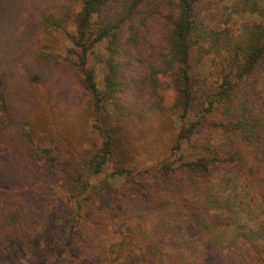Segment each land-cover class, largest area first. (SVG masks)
Segmentation results:
<instances>
[{
	"label": "trees",
	"instance_id": "1",
	"mask_svg": "<svg viewBox=\"0 0 264 264\" xmlns=\"http://www.w3.org/2000/svg\"><path fill=\"white\" fill-rule=\"evenodd\" d=\"M20 1L35 4L31 19L40 37L32 51V64L24 74L15 72L13 76L12 57L4 50L0 31V144L12 152L15 163L24 164L26 182L34 177L30 159L38 148L24 130L27 110L16 111L19 105L14 103V87L19 81L28 86L42 81L35 64L58 61L64 37L67 53L77 61L74 66L81 73L88 108L98 113V119L101 110L109 108L119 121L141 120L153 113L167 123L170 114L181 123L171 138L175 153L182 151L201 127L218 129L224 136L218 142L206 140L199 146L200 153L179 157L178 164L168 157L147 168V176L153 180H145L148 200L135 196L138 207L174 204L199 219L201 212L211 207L212 176L219 168L233 169L236 178L257 185L264 201V0H237L230 6L223 0ZM237 14L253 18L239 20ZM145 42L148 50L141 56L138 52ZM102 43L106 71L101 90L88 63ZM132 88L135 100L126 102ZM105 131L109 132L108 127ZM113 148L112 136L107 134L84 162L88 176L103 171L112 160ZM129 173L130 169L117 166L112 175ZM45 199L47 219L55 209V199L48 190ZM6 203L9 215L0 222V252L6 245L29 238L42 225L30 227L25 207L14 195L6 198ZM86 236L85 248L101 257L103 244L98 234ZM68 239L64 232L52 242L46 264L59 261ZM162 249L161 242L150 237L144 242L143 253H160ZM254 255L257 264H264V248L255 249Z\"/></svg>",
	"mask_w": 264,
	"mask_h": 264
},
{
	"label": "rangeland",
	"instance_id": "2",
	"mask_svg": "<svg viewBox=\"0 0 264 264\" xmlns=\"http://www.w3.org/2000/svg\"><path fill=\"white\" fill-rule=\"evenodd\" d=\"M234 1L223 0L229 6ZM34 8L35 4L20 0L0 3L2 43L11 54L13 76L15 72L24 74L33 61L32 51L40 37L31 19ZM235 17L253 18L250 14ZM146 43L138 52L141 56L148 50ZM67 44L63 37L58 61L35 64L42 81L30 86L21 81L14 84L16 111L27 110L24 130L38 148L30 159L36 171L26 182L24 164L15 163L12 152L0 144V222L9 215L6 198L14 195L25 207L30 227L42 225L29 238L4 246L0 264H46L50 245L64 232L69 239L55 264H257L255 249L264 248V201L257 185L236 178L233 169L213 172L211 207L201 212L199 219L174 204L142 209L135 199L140 194L148 200L144 184L153 178L147 176V168L168 157L176 164L179 157L191 158L200 153L199 146L206 140H222L220 130L199 128L191 142L175 153L171 138L181 123L170 114L167 123L153 113L141 120L119 121L109 108L101 110L98 119V113L88 108L81 73L74 66L75 58L67 53ZM104 58L102 43L88 63L101 90L105 87ZM133 91L129 90L126 102L135 100ZM107 134L114 143L112 160L100 174L88 176L84 162ZM117 166L131 173L114 177ZM46 190L56 203L47 219L43 211ZM93 233L103 244L99 258L85 248L86 235ZM150 237L161 242L162 252L143 253L144 242Z\"/></svg>",
	"mask_w": 264,
	"mask_h": 264
}]
</instances>
